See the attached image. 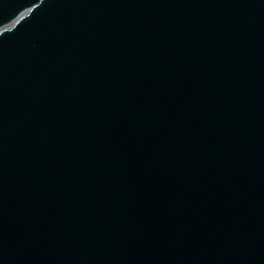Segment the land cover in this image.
Listing matches in <instances>:
<instances>
[{"label": "water", "instance_id": "1", "mask_svg": "<svg viewBox=\"0 0 264 264\" xmlns=\"http://www.w3.org/2000/svg\"><path fill=\"white\" fill-rule=\"evenodd\" d=\"M0 264H264V0H0Z\"/></svg>", "mask_w": 264, "mask_h": 264}]
</instances>
